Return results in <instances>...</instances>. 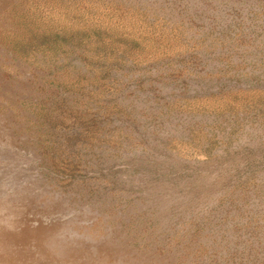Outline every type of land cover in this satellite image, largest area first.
<instances>
[{"label":"rangeland","instance_id":"obj_1","mask_svg":"<svg viewBox=\"0 0 264 264\" xmlns=\"http://www.w3.org/2000/svg\"><path fill=\"white\" fill-rule=\"evenodd\" d=\"M0 264H264V0H0Z\"/></svg>","mask_w":264,"mask_h":264},{"label":"bare ground","instance_id":"obj_2","mask_svg":"<svg viewBox=\"0 0 264 264\" xmlns=\"http://www.w3.org/2000/svg\"><path fill=\"white\" fill-rule=\"evenodd\" d=\"M59 253V252H58ZM61 253H62V251H61ZM60 254V253H59Z\"/></svg>","mask_w":264,"mask_h":264}]
</instances>
